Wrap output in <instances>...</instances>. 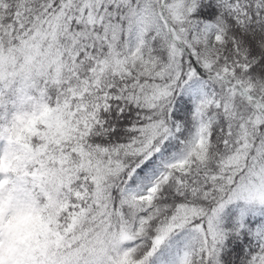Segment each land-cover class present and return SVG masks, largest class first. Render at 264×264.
<instances>
[{
  "label": "snow or ice",
  "instance_id": "6c2138e0",
  "mask_svg": "<svg viewBox=\"0 0 264 264\" xmlns=\"http://www.w3.org/2000/svg\"><path fill=\"white\" fill-rule=\"evenodd\" d=\"M0 264H264V0H0Z\"/></svg>",
  "mask_w": 264,
  "mask_h": 264
}]
</instances>
